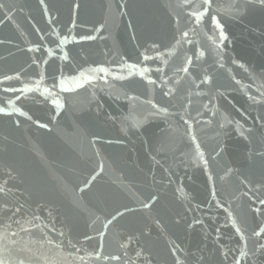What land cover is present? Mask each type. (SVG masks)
I'll return each mask as SVG.
<instances>
[{"label": "water", "instance_id": "1", "mask_svg": "<svg viewBox=\"0 0 264 264\" xmlns=\"http://www.w3.org/2000/svg\"><path fill=\"white\" fill-rule=\"evenodd\" d=\"M0 264H264V3L0 0Z\"/></svg>", "mask_w": 264, "mask_h": 264}, {"label": "snow or ice", "instance_id": "2", "mask_svg": "<svg viewBox=\"0 0 264 264\" xmlns=\"http://www.w3.org/2000/svg\"><path fill=\"white\" fill-rule=\"evenodd\" d=\"M205 3L208 2V0H204ZM262 3H264V0H261ZM213 21L215 22V17H213ZM101 71H103V69H101Z\"/></svg>", "mask_w": 264, "mask_h": 264}]
</instances>
